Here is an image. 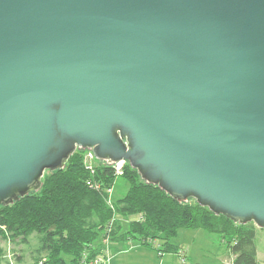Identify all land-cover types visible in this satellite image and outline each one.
Wrapping results in <instances>:
<instances>
[{"label": "water", "instance_id": "obj_1", "mask_svg": "<svg viewBox=\"0 0 264 264\" xmlns=\"http://www.w3.org/2000/svg\"><path fill=\"white\" fill-rule=\"evenodd\" d=\"M77 150L264 229V0H0V206Z\"/></svg>", "mask_w": 264, "mask_h": 264}, {"label": "trees", "instance_id": "obj_2", "mask_svg": "<svg viewBox=\"0 0 264 264\" xmlns=\"http://www.w3.org/2000/svg\"><path fill=\"white\" fill-rule=\"evenodd\" d=\"M85 150L76 151L65 168L46 172L41 189L8 206H0V264L8 262L7 251L17 264H85L100 254L103 238L112 243L134 240L152 247L157 239L159 255L176 253L181 247L171 242L181 229H203L218 235L232 264H264L258 257L257 226L239 224L217 215L195 200L181 203L158 186L143 181L128 162L123 178L128 186L117 195V179L113 166L98 161L94 172L86 169ZM100 184L92 187L88 182ZM109 188H114L113 206L107 203ZM136 218L131 219L130 217ZM125 220L128 223L125 224ZM35 238L37 246L30 250L31 262L21 246ZM13 244L7 248L6 244Z\"/></svg>", "mask_w": 264, "mask_h": 264}, {"label": "rangeland", "instance_id": "obj_3", "mask_svg": "<svg viewBox=\"0 0 264 264\" xmlns=\"http://www.w3.org/2000/svg\"><path fill=\"white\" fill-rule=\"evenodd\" d=\"M78 151V150H77ZM121 175L117 179V195H123L126 190L128 183L125 178ZM136 218L135 216L130 217L131 219ZM125 224L128 220L124 221ZM172 243L179 245L181 248L188 252L190 258L186 262H182L180 255L176 253H167L161 264H231L232 256L227 252V248L221 243L218 235L208 234L203 229H181L178 234L171 240ZM114 244V243H113ZM112 244V245H113ZM256 244L258 250V257L264 262V229L257 227L256 234ZM8 250L13 248V244H6ZM37 246V241L35 238L31 239V243L28 245L21 246L24 249V254L26 255V262H31L30 250ZM157 246L162 248L165 247V240L157 239L152 248L156 251ZM12 250L7 251L10 257L7 256L9 263L6 261L4 264H17L15 259L11 257ZM152 253V252H151ZM157 253V252H154ZM137 253H134L133 257H137ZM156 255V254H154ZM141 256V255H140ZM114 257V256H113ZM113 257L111 258L110 264H112ZM157 259L159 256H154ZM145 256L143 261H130L127 260L123 264H159L158 260H153Z\"/></svg>", "mask_w": 264, "mask_h": 264}, {"label": "built area", "instance_id": "obj_4", "mask_svg": "<svg viewBox=\"0 0 264 264\" xmlns=\"http://www.w3.org/2000/svg\"><path fill=\"white\" fill-rule=\"evenodd\" d=\"M98 161H99V159L96 158V156L94 155L92 150H85L84 164H85L86 169H88L91 172H94L95 166L97 165ZM119 163L120 162H117L114 165H112L114 170H115V174L117 176H120L123 174L124 165L126 164V162H121L120 165H119ZM88 184H90L92 187L94 186L95 188H100V184H93L90 181L88 182ZM107 192H108L107 203H108V205H110L112 207L113 206L112 198H113V194H114V188H109L107 190ZM102 242H103L104 248L100 254H98L95 257H92L90 259L88 257V254L84 255L85 264H110L111 258H112V251H113L112 250V244L113 243L110 240L109 236H107L106 238H103ZM8 256L10 257V254ZM180 258H181L182 262H186L185 251H183V250L180 251Z\"/></svg>", "mask_w": 264, "mask_h": 264}, {"label": "crops", "instance_id": "obj_5", "mask_svg": "<svg viewBox=\"0 0 264 264\" xmlns=\"http://www.w3.org/2000/svg\"><path fill=\"white\" fill-rule=\"evenodd\" d=\"M183 251H185L186 253V261L190 258V256L188 255V252L181 248ZM112 264H123L125 263L127 260L130 261H143L145 259V256H149V258L153 259V260H158L159 264H161L164 256L167 253H164L162 255H159L158 253H154L157 252L154 250V248L149 247V246H144L139 242H136L134 240H128L126 242H118V243H114L112 245ZM152 252V253H151ZM134 253L138 254L137 257H133ZM156 254V255H154ZM141 255V256H140ZM154 256H159V258L157 259ZM189 257V258H188ZM148 258V259H149Z\"/></svg>", "mask_w": 264, "mask_h": 264}]
</instances>
